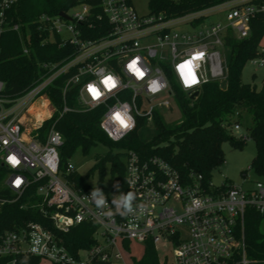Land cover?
I'll list each match as a JSON object with an SVG mask.
<instances>
[{"label":"built area","instance_id":"1","mask_svg":"<svg viewBox=\"0 0 264 264\" xmlns=\"http://www.w3.org/2000/svg\"><path fill=\"white\" fill-rule=\"evenodd\" d=\"M17 1L0 0V34L7 28L24 29L23 42L26 39L30 43V25L7 23V12ZM250 1L238 0L227 6L224 24L200 25L184 31L174 27L194 26V19L205 10L164 19L162 15L139 14L132 0H77L63 11L68 17L42 14L36 19L43 43H56L67 54L42 62L40 78L17 96L6 92L5 82L0 79V164L6 171L3 185L17 197L32 183L39 182V206L47 223L29 222L3 233L0 258L10 257L6 264H16L15 257L20 254L40 256L56 264L122 260L127 240H149L158 251L162 244L164 258H171L174 264L252 262L247 257L245 218L249 209L264 215V179L251 186L216 185L194 171L180 174L159 155L142 156L128 149L127 185L136 193V203H144L147 211L140 219H121L119 215L108 218L99 214L90 201L93 186H78L67 178L66 174L76 170L71 162L62 164V133L54 126L44 139L35 133L54 113L63 115L71 110L67 104L58 109L49 93V88L64 77L63 93L74 89L80 108H104L101 128L114 141L124 139L137 128L140 117L150 121L157 106L170 104L168 99H160L165 94L174 95L165 65L188 95L223 75L217 46H224L229 28L237 37L248 36L252 18L264 11V0ZM95 31L100 35L94 37ZM151 36H157L159 42L142 43ZM165 47L173 55L170 61L162 53ZM29 50L24 46L25 53ZM252 60L264 66V48ZM134 62V67H130ZM108 77L114 86L104 83ZM90 88L98 90L99 95L94 97ZM36 100L48 109L42 117L38 115L40 110L35 112L33 108ZM34 114L38 117L28 128ZM233 128H240L238 119L232 123ZM7 200L0 198L1 203ZM83 222L97 224V242L72 253L63 234ZM34 247L41 249L40 254L33 253Z\"/></svg>","mask_w":264,"mask_h":264},{"label":"trees","instance_id":"2","mask_svg":"<svg viewBox=\"0 0 264 264\" xmlns=\"http://www.w3.org/2000/svg\"><path fill=\"white\" fill-rule=\"evenodd\" d=\"M228 0H149L150 14L162 15L171 19L188 14L202 12ZM77 0H18L7 12V23H23L31 27V42L25 39L21 31L7 28L0 34V79L5 82L6 92L19 95L30 88L40 78L44 61H55L64 57L67 52L56 43H43V36L37 30L36 19L42 14L58 15L67 11ZM250 2H260L252 0ZM199 16L194 19L196 25L202 21ZM100 33L93 34L94 37ZM264 37V11L258 12L250 22L249 35L237 37L229 28L224 37V47L229 49V60L226 64V79H211L199 90L195 98L182 90L177 84L170 68L165 65V72L174 91L177 105L181 111L180 121L175 125L165 122L159 109L156 108L150 118L156 127V133L149 139L140 136V128L149 122L148 117H140L137 128L120 141L112 140L101 128L100 122L104 108H80L75 98V90L63 93L64 77L59 78L49 88L54 105L62 109L67 104L71 110L63 115L54 113L46 119L35 133L41 139L55 127L64 138L60 148L62 164L76 149L88 152L91 146L103 142L113 145L122 152L106 153L98 156L95 166L104 169L105 161H112L113 174H119L121 192L131 191L126 181V164L122 157L128 149H134L142 156L159 155L171 163L182 175L194 171L202 174L205 181L212 179V172L225 163L223 144L230 142L234 147H241L244 139H236L232 134V119L242 111H247L253 119L251 136L256 142L257 152L252 165L260 179H264V79L259 89L256 84L245 83L242 79L246 63L261 53V41ZM24 46L30 48L24 52ZM6 174L0 164V236L9 230L25 226L29 222L47 223L39 206L40 196L37 193L39 182L32 183L20 196L3 185ZM70 181L85 188L92 187L79 172L66 174ZM95 187L101 189L98 184ZM107 198V197H106ZM110 202L112 199L107 198ZM123 217H121L122 219ZM264 215L249 209L245 218V241L247 257L250 264H264ZM95 222H83L63 234L65 244L72 253L94 245L97 240L94 233ZM127 251H131V241L124 242ZM16 264H41L42 257L20 254ZM10 257H1L0 264H6ZM136 264H167L162 262L159 252L151 241L144 242L143 254L135 259ZM56 264V263H55Z\"/></svg>","mask_w":264,"mask_h":264},{"label":"rangeland","instance_id":"3","mask_svg":"<svg viewBox=\"0 0 264 264\" xmlns=\"http://www.w3.org/2000/svg\"><path fill=\"white\" fill-rule=\"evenodd\" d=\"M238 0H228L217 6L211 7L205 10L202 14V21L194 26L187 24H180V26L174 27L176 31H184L187 29H194L200 25H211L214 23H226V7L237 2ZM132 3L141 15L150 14L149 0H132ZM159 41L157 36H151L142 41L144 44L155 45ZM261 47L264 48V37L261 41ZM220 50L222 56V65L224 68L223 75L219 78L224 84L226 79V64L229 60V49L224 46H217ZM170 61L173 57L170 50L166 47L162 52ZM242 79L245 83L256 84L260 89L262 87L264 79V66L254 63L251 59L249 60L243 68ZM160 99H168L169 105H159L157 108L162 114L164 120L169 125H175L180 121L181 111L177 105V101L174 95L165 94ZM39 107V109L37 108ZM35 112L40 110L38 115L42 117L44 113H48V109H45L39 100H36L35 107H33ZM33 119L27 123V127L30 128L37 115L32 116ZM238 119L240 124L239 129L232 130V134L236 139H240L243 136V144L241 147H234L230 142H225L223 144V149L225 152V163L215 169L212 172V181L216 185H221L223 183H233V184H243L244 186H251L255 184V181L260 179V176L254 170L252 165L253 158L257 152V146L255 140L251 136V127L253 126V119L249 112L242 111L240 115L234 116L232 119L235 122ZM156 133V127L152 122H148L140 128V136L143 139H149ZM244 136H246L244 138ZM111 152L113 154L122 152V150L116 146L108 145L103 142H99L89 149L88 152H84L81 148L76 149V151L67 157V161L71 162L77 172H79L83 177L86 178L91 186L101 185V190L104 192L107 198L112 199L113 195H118L119 192L116 191V186L119 187L121 191V184L119 179V174L115 172L113 174L112 161L110 159L105 161L104 169L95 166L98 162V156H104L106 153ZM126 160V157H122ZM264 229V222H263ZM161 249L158 251L162 262L167 264H174L171 258L165 259V251L162 249L163 245L160 244ZM144 242L131 241V251L123 250L124 258L122 260H112L111 262L102 261H89L87 264H136L135 259H139L143 254ZM84 256V254H82ZM41 264H55L49 259H42Z\"/></svg>","mask_w":264,"mask_h":264},{"label":"clouds","instance_id":"4","mask_svg":"<svg viewBox=\"0 0 264 264\" xmlns=\"http://www.w3.org/2000/svg\"><path fill=\"white\" fill-rule=\"evenodd\" d=\"M116 191L119 194L113 195L110 206L104 192L98 187L93 189L89 198L99 214L108 218L119 215L121 217L135 216L136 219H140L146 213L147 206L144 203H136L137 196L135 192H121L118 186H116ZM32 251L34 254H40L41 249L34 247Z\"/></svg>","mask_w":264,"mask_h":264},{"label":"snow or ice","instance_id":"5","mask_svg":"<svg viewBox=\"0 0 264 264\" xmlns=\"http://www.w3.org/2000/svg\"><path fill=\"white\" fill-rule=\"evenodd\" d=\"M134 64H135V62L133 63V65H130V67H134ZM181 67L183 68L184 66L182 65ZM104 83H105L107 86H109V87L114 86V81L112 80L111 77L106 78V80L104 81ZM90 91L93 93L94 97L99 95L98 90H96V89H94V88H90ZM117 118L120 119L119 116H118ZM121 123L124 124L125 122L121 119ZM125 126H127V125L125 124ZM13 163H16V161H15L14 158H13ZM17 184H19V181H17Z\"/></svg>","mask_w":264,"mask_h":264},{"label":"water","instance_id":"6","mask_svg":"<svg viewBox=\"0 0 264 264\" xmlns=\"http://www.w3.org/2000/svg\"><path fill=\"white\" fill-rule=\"evenodd\" d=\"M60 14H61L62 16H64V17H68L67 14H66L65 12H61ZM198 94H199V90H195V91H193L189 96H190L191 98H195Z\"/></svg>","mask_w":264,"mask_h":264}]
</instances>
